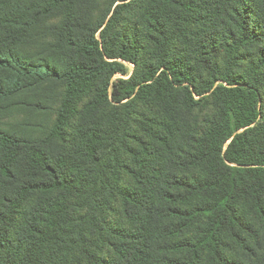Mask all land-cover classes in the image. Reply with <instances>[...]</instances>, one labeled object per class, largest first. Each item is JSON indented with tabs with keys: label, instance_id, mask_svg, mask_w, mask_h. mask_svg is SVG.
<instances>
[{
	"label": "trees",
	"instance_id": "1",
	"mask_svg": "<svg viewBox=\"0 0 264 264\" xmlns=\"http://www.w3.org/2000/svg\"><path fill=\"white\" fill-rule=\"evenodd\" d=\"M118 1L95 21L96 0H0V118L45 115L64 92L45 136L34 118L14 130L0 119V264H264V0ZM144 33L157 40L149 62ZM124 62L134 73L113 82ZM209 100L203 123L127 147L138 102L174 118Z\"/></svg>",
	"mask_w": 264,
	"mask_h": 264
},
{
	"label": "rangeland",
	"instance_id": "2",
	"mask_svg": "<svg viewBox=\"0 0 264 264\" xmlns=\"http://www.w3.org/2000/svg\"><path fill=\"white\" fill-rule=\"evenodd\" d=\"M115 0H96V10L94 12V20L99 21L101 19H104L107 16L108 10L112 7V10L116 7L118 4H122V1H118L114 6L113 2ZM132 1V0H128ZM108 20V19H107ZM106 20V21H107ZM61 18L57 17L49 22V24H60ZM136 20L133 19L132 21L124 20L122 23L120 22V25L118 29L121 33L126 35V37H129V34L131 33L132 29H136ZM157 40L155 37H149L148 34H143L141 38V60L143 62H149L153 61V57H155L156 51H157ZM215 62H217V68L216 71H222L225 72L229 69V61L227 58H223L218 56L215 59ZM125 65L128 68V75L122 76L120 74H117L113 77V82H116L120 78L128 79L135 71V65L131 63L124 62ZM231 69V68H230ZM248 64H244L241 69L235 68V70H238L239 72L245 73V75H248L249 71ZM212 70H205V74L209 75V72ZM63 88L59 87L54 95V102L51 103L52 110L43 115H35L31 116L30 113L27 112H20L16 111L13 112L12 110L8 115H4L1 117V123L2 127L7 130H14L16 129V125L19 122H23L26 119H32L34 118L37 122H41L44 125V129H41L40 132H37V136H45L48 129L53 125L54 121L56 120V111L61 105V101L63 99ZM91 97L88 96H82L77 100L76 107L79 111H84L85 106L90 102ZM124 108V105L122 104H114L112 103L108 107L105 108L103 111V114L106 117H111V120L113 122H116L119 115L122 113ZM134 114H133V120L131 122L130 128H129V136L127 137V147H132L133 149H139L140 151H144L145 148L151 149L153 147V140L151 137V133H153L156 129L160 130L162 135H165L168 130H170V127L178 128L182 126V123H185L190 126V128H193V126H196V123H203L205 119H208L210 116H212L215 113V108L212 105V102L209 100L206 103L202 105V107L196 108L193 111H182L178 112L176 117L171 118L172 116H165L163 115L157 108H155L152 105H145L143 103H137L134 108ZM137 138V139H136ZM141 140V142H140ZM142 143V144H141ZM127 147H120V153L122 157V165H126L127 168L130 167L132 169L136 168V164L134 162V159L132 155L127 151ZM127 168L124 171L125 179L130 180L129 173L126 171ZM129 175H127V173ZM112 206L116 210H112L109 215V220L107 224H110V227H113L117 224H120L122 222V213H121V205L120 202H116L115 200L112 202ZM94 245L92 249L100 254V256L108 255V246L107 244L103 243L100 240L99 235H96V238L92 239V243ZM85 264H91V263H85Z\"/></svg>",
	"mask_w": 264,
	"mask_h": 264
}]
</instances>
